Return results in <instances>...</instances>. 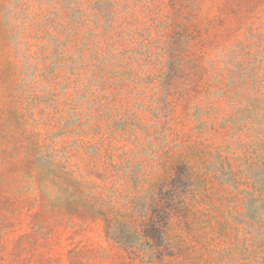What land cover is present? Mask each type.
<instances>
[{"label": "rangeland", "instance_id": "374dc122", "mask_svg": "<svg viewBox=\"0 0 264 264\" xmlns=\"http://www.w3.org/2000/svg\"><path fill=\"white\" fill-rule=\"evenodd\" d=\"M0 264H264V0H0Z\"/></svg>", "mask_w": 264, "mask_h": 264}, {"label": "trees", "instance_id": "16d2710c", "mask_svg": "<svg viewBox=\"0 0 264 264\" xmlns=\"http://www.w3.org/2000/svg\"><path fill=\"white\" fill-rule=\"evenodd\" d=\"M143 237L146 240L151 241L152 243L161 238V232L159 230V227L153 219H151L148 226L146 227L143 233Z\"/></svg>", "mask_w": 264, "mask_h": 264}]
</instances>
